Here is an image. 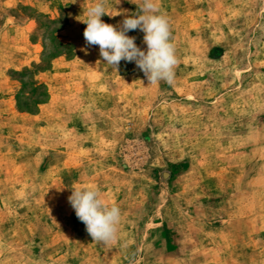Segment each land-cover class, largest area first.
I'll return each mask as SVG.
<instances>
[{
    "label": "rangeland",
    "instance_id": "rangeland-1",
    "mask_svg": "<svg viewBox=\"0 0 264 264\" xmlns=\"http://www.w3.org/2000/svg\"><path fill=\"white\" fill-rule=\"evenodd\" d=\"M95 2L0 0V264H264V0H156L178 64L155 85L86 44ZM84 186L115 241L77 218Z\"/></svg>",
    "mask_w": 264,
    "mask_h": 264
},
{
    "label": "clouds",
    "instance_id": "clouds-1",
    "mask_svg": "<svg viewBox=\"0 0 264 264\" xmlns=\"http://www.w3.org/2000/svg\"><path fill=\"white\" fill-rule=\"evenodd\" d=\"M107 0H96L87 9V25L84 30L85 42L89 46L98 45L105 64L116 69L124 60L135 62L144 73L149 85L164 81L172 84L178 64L176 46L173 42L169 18L160 12L156 0H143L139 11L125 16L121 25L113 26L102 21L103 15L115 16L106 12ZM141 30L147 49L141 50L135 37L126 33ZM87 52V49H82ZM68 201L77 218L86 226L93 241L108 244L117 239L118 226L122 219L121 209L115 204L109 206L101 192L94 186L72 187Z\"/></svg>",
    "mask_w": 264,
    "mask_h": 264
}]
</instances>
